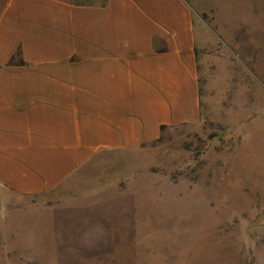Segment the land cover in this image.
I'll return each mask as SVG.
<instances>
[{
	"label": "rangeland",
	"instance_id": "obj_1",
	"mask_svg": "<svg viewBox=\"0 0 264 264\" xmlns=\"http://www.w3.org/2000/svg\"><path fill=\"white\" fill-rule=\"evenodd\" d=\"M202 112L57 189L0 186V264H264V0H188Z\"/></svg>",
	"mask_w": 264,
	"mask_h": 264
},
{
	"label": "crops",
	"instance_id": "obj_2",
	"mask_svg": "<svg viewBox=\"0 0 264 264\" xmlns=\"http://www.w3.org/2000/svg\"><path fill=\"white\" fill-rule=\"evenodd\" d=\"M188 0H0V186L50 192L201 119Z\"/></svg>",
	"mask_w": 264,
	"mask_h": 264
}]
</instances>
